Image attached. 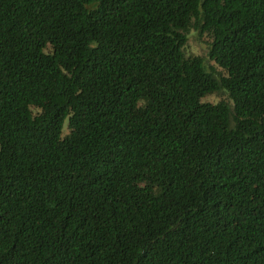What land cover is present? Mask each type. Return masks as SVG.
I'll return each instance as SVG.
<instances>
[{"label": "trees", "instance_id": "trees-1", "mask_svg": "<svg viewBox=\"0 0 264 264\" xmlns=\"http://www.w3.org/2000/svg\"><path fill=\"white\" fill-rule=\"evenodd\" d=\"M0 264H264V0H0Z\"/></svg>", "mask_w": 264, "mask_h": 264}, {"label": "rangeland", "instance_id": "rangeland-1", "mask_svg": "<svg viewBox=\"0 0 264 264\" xmlns=\"http://www.w3.org/2000/svg\"><path fill=\"white\" fill-rule=\"evenodd\" d=\"M199 39H196L194 36L191 37V40L189 44H187L186 46V52L189 53V51H195L198 53H201V48L203 46H206L205 43H200V45H193V44H197ZM193 43V44H192ZM222 98V96L218 93H211L208 94L206 96H204L202 98L203 102H211V103H217L220 99ZM69 132V128H68V119L65 121V126H64V130H63V136Z\"/></svg>", "mask_w": 264, "mask_h": 264}]
</instances>
